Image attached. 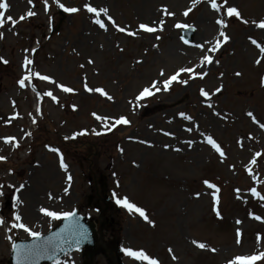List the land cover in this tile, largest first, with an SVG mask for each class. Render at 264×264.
Returning <instances> with one entry per match:
<instances>
[{
	"label": "rangeland",
	"instance_id": "1",
	"mask_svg": "<svg viewBox=\"0 0 264 264\" xmlns=\"http://www.w3.org/2000/svg\"><path fill=\"white\" fill-rule=\"evenodd\" d=\"M33 2L35 7L31 8L27 0H8L10 9L5 18L11 15L18 19L30 8L37 14L26 17L14 28L5 19L4 27L0 28L4 32L0 57L9 62H0V137L14 136L20 143L19 148L13 149L0 140V155L7 157L6 162H0V184L5 185L0 197V217L6 222L0 227V264L10 260L12 250L7 235L15 241L31 239L22 230L6 232L16 211L42 235L60 220L43 216L39 212L41 207L57 212L78 210L98 223V208L103 209L104 205L98 200L88 205V197L96 194L95 183L90 179L98 183L105 179L110 197L107 213L110 230L104 233V242L120 245L124 264H147L127 256L125 248L143 249L160 264H227L236 256L264 252V222L250 215L264 218V201L253 198L248 191L255 186L264 195V183L254 182L245 171L255 152L264 154V129L246 115L251 111L264 123V87L260 84L264 59L259 65L255 63L260 53L249 40L252 37L264 45V30L251 22L246 25L235 17L227 18L225 31L229 42L209 53L213 57L211 65L197 67L211 46L205 42L214 43L220 30L215 20L224 18L223 12L217 14L204 0L187 17L183 12L192 7L191 0H60L67 7H80L81 11L75 14L63 12L52 0L47 13L43 0ZM84 3L108 8L109 15L131 31H136L141 23L152 26V22L161 19L165 21L164 30L139 31L136 36H128L116 31L101 15L108 28L104 31L93 23L94 14L83 9ZM228 3L236 6L244 19L264 18V0H228ZM164 7L175 15H164L161 11ZM176 23L191 27L178 29L174 27ZM186 29L194 30V37L187 44L181 39ZM157 36L161 39L157 40ZM196 44H203L204 49L195 47ZM33 48L35 52L30 51ZM25 56L34 61L30 66L34 71L72 87L74 93H64L36 77L32 78L35 91L27 82L21 89L17 81L25 74L22 68ZM185 67L208 74L204 79L198 76L189 79L188 73H181L178 79L189 80L187 85L173 82L168 91L161 90L136 101L139 92L153 81H159L162 89L163 80ZM236 72L242 75L238 77ZM85 80L89 87L103 88L113 100L86 92ZM220 86L222 92L210 100L200 95L201 88L213 93ZM49 90L59 103L43 97L39 101L42 114L37 115L36 93ZM208 103L213 107L209 108ZM72 105L76 106L75 111ZM93 112L108 117L123 115L130 124L107 131L103 122L92 116ZM16 113L19 117L7 123ZM29 113L36 117L35 124ZM180 113L192 120L183 119ZM188 128L192 131H187ZM93 129L102 134H93ZM82 130L88 134L65 139ZM27 132L31 136H25ZM208 135L225 152L223 162L205 142ZM188 140L194 141L191 147L186 143ZM46 145L60 150L68 173L60 169L59 157ZM253 172L258 181H264V156L258 158ZM69 174L70 187L66 178ZM205 180L220 188L221 219L212 210L214 190L207 188ZM10 184L25 187L14 193L7 187ZM65 187H69L67 195ZM237 188L241 190L239 198L234 191ZM50 193L56 199H49ZM14 194L23 201L21 205H15ZM124 197L143 208L154 226L116 203ZM7 202L11 203L9 207H5ZM238 219L242 221L239 225ZM237 228L242 233L240 244L236 243ZM257 234L262 237L259 243ZM193 241L204 243L207 248L200 249ZM169 248L177 260H172ZM83 261L84 255L75 252L59 262ZM94 264H110V258L105 253L98 254ZM256 264H264V260Z\"/></svg>",
	"mask_w": 264,
	"mask_h": 264
},
{
	"label": "snow or ice",
	"instance_id": "2",
	"mask_svg": "<svg viewBox=\"0 0 264 264\" xmlns=\"http://www.w3.org/2000/svg\"><path fill=\"white\" fill-rule=\"evenodd\" d=\"M27 2L31 6V8L35 7L33 0H27ZM52 2L55 3L56 6L65 13L75 14V13H78L81 11L80 7H75V6L74 7H67L63 3H61L60 0H52ZM191 2H192V7H188L187 10H185L183 12V15L185 17H187L189 15V13L193 10V7L196 4L202 2V0H191ZM204 2H206L210 6V9L214 10L217 14H221L223 12L224 18H217L215 20V23L219 26L220 30L218 32L217 37L215 38L214 43H212L211 41L205 42V43L210 44L211 46L206 49L205 55H203V57L201 58L200 64L197 67H204L205 65H211L213 63V57L209 53H213V52L218 51L222 47V45L227 44L229 42L230 37L225 31V29L228 28L227 18L235 17L237 20H240L241 23L246 24V25L251 22L253 25H255L256 28L264 30V18H260L259 20H252V21L244 19L241 15V12L238 10V8L236 6L229 5L228 0H222V2H220V3H218L217 0H204ZM31 8L25 14L20 15L18 19H14L13 16H11V15H7V17L5 18V13L10 9V4L8 3V0H0V28L4 27L5 19L14 28L16 24L25 20L26 17H34L37 13L35 11L31 10ZM49 9H50L49 0H43V10L47 13L49 11ZM83 9L86 10L90 14H94L93 23L99 25V27L101 29H103L104 31H107L108 28L106 26V23L100 19L101 15H103L104 17L107 18V21L111 24V26L116 31L121 32V33H126L128 36H136L139 31H143L145 33H153V32L164 30L165 21L163 19H161L158 23L152 22V26H149L148 24H145V23H141V24H139L138 29L136 31H131L127 27L120 26L115 21V19L111 15H109V9L106 7L97 8V7L92 6L90 3H84ZM161 11L164 15L169 16V17L175 15L174 12L168 11V9L166 7L162 8ZM174 27H176L178 29H185V28H190L191 26L187 25V24L176 23L174 25ZM13 34H16V33L14 32ZM2 39H4V32L0 31V40H2ZM156 39L159 40V39H161V37L157 36ZM181 39L183 40V42L185 44L189 43V41L184 40L183 37H181ZM249 40L259 50L260 57L257 58L255 61V63L257 65H259L261 63V60L264 59V45L257 42V40L253 39L252 37H249ZM153 47H157V45H153ZM195 47L200 48V49H204L203 44H196ZM122 50L123 49H121V51ZM26 51H29V50H26ZM30 51L35 52L36 49L33 48ZM0 62H2L3 64L9 63L3 57H0ZM140 62L141 61H137V63H140ZM33 63H34L33 60H31L27 56H25L23 63H22V68L25 69V74L23 76H21V78L17 81V83L21 89L26 87V82H27L28 85L32 86L33 91H35V86L32 85V78L36 77L37 79H39L41 81H45V82H48L50 84H54L56 86V88L60 89L64 93H74L75 90L72 87L66 86V85L61 84V83H57L51 76L43 75L37 71H34L30 67L31 65H33ZM88 63L92 64L93 61L91 59H89ZM216 63H219V61H216ZM80 67L83 68L84 65H80ZM181 73H188L189 79L196 78L197 76L200 79H204L208 74L207 71L197 72L195 67L181 68L176 73L172 74L167 79L163 80V82H162L163 88L162 89H161V87L158 86L160 83L159 81H153L149 87L143 88L139 92L138 96L136 97V101H140L142 99L151 97V96L155 95V93H157L161 90L168 91L173 82H177V83H180L182 85H187L189 83V80L178 79V77L180 76ZM160 75L161 76L164 75L163 70H161ZM221 75H223V74H221ZM235 75L239 77L242 74L240 72H236ZM260 84L262 87H264V76H261ZM83 87H84V90L86 92L99 93L101 96L105 97L109 101L113 100V97L111 95H109L103 88L89 87L86 80H85ZM222 90H223V87L220 86V87H217L213 93H209L204 88H201L200 89V95L202 97H204L205 99L210 100L211 96L222 92ZM36 95H37V100H38V104H37V108H36L37 115L42 114L41 108L39 106V101L43 97H49L53 102L59 103L58 97L56 95H54L53 92L50 90L42 92V93L37 92ZM207 106L209 108L213 107V105L211 103H208ZM72 108H73V111L76 110L75 105H72ZM215 114L220 115L219 113H215ZM179 115L185 120H189V121L192 120V117L186 115L185 113H180ZM246 115L252 119L253 123L258 124L261 129H264V123H261L259 120H257V118L253 112L249 111L246 113ZM29 116H32V113H29ZM92 116L97 121L103 122V127L107 131H112L119 125L130 124V121L128 120V118L123 116V115H121L119 117H108V116H101V115H98L95 112H93ZM18 117H19V114L16 113L15 115H13L11 117L10 120L7 121V123H11L12 120L17 119ZM224 118H226V117H224ZM36 122H37L36 117L32 116V123L35 124ZM92 131H93V134H95V135H101L102 134L100 132H97L95 129H93ZM187 131L191 132L192 128H188ZM87 134H88L87 130H82V131L74 133L71 137H65V139H75L77 136H84ZM164 134L165 135H172L171 133H168V132H165ZM201 135H204V134L201 133ZM25 136H31V133L27 132V133H25ZM0 140H2L4 144L11 145L13 149L19 148V146H20L19 140H17V138L14 136L0 137ZM205 142L207 144H209L215 150L216 153L219 154L222 162L224 159H226V154L223 151L221 145L211 135H208L205 137ZM141 143H144V141H141ZM186 143L189 145V147H191V145L194 143V141L188 140V141H186ZM238 144L240 145L241 148L243 147L242 140L238 141ZM45 147H47L49 151L57 154V156L59 157L60 169H62L65 173H68V165L65 162L64 156L60 152V150L58 148L50 147L48 145H46ZM165 147H168V146L166 145ZM122 151H123V149H121V152ZM176 151H180V149H176ZM262 156H264V154H262L261 152H255L253 154V156L251 157V159L249 160L248 164L245 165V171L249 174V176L252 177L254 182L264 183V181H258L257 175H255L253 172L254 166L257 165L258 158H261ZM6 161H7V157L4 155H0V162H6ZM230 167L234 168V165H232ZM9 174L10 175L12 174L11 169H9ZM66 178L68 181V185L70 187L71 181H72V176L69 174V175H67ZM204 184L207 186L208 189L214 190L211 193L212 200H213V209L212 210L216 214L217 218L221 219L222 218L221 212L218 208V205L220 203V198L218 195V193L220 192V188L217 187L216 184H214L208 180H205ZM4 187H5V185L0 184V197H2L4 195V191H3ZM7 187L12 188L14 190V193H19V192H21V190L24 189L25 185L20 184L17 187L15 185L10 184ZM69 187L64 188L63 191H64L65 195H67L69 193ZM234 191L237 193V198H239V193L241 190L239 188H237ZM248 191L250 192V194L253 198H257L260 201H264V195H262L261 192L257 190V187L253 186ZM113 195H115V193ZM199 195H200L199 193L196 194L197 197H199ZM49 199H56V197H54L50 193ZM13 200L15 201L16 206H19L23 203V201L20 199V197L18 195H15V194L13 195ZM116 203L118 205H121L125 209H127L129 211V213L139 214V216L142 217L147 223L154 226V222L149 219L145 210L141 207H138L135 203L130 202L127 197H124L122 199H117ZM39 212L43 216L48 217L52 221L61 220V219L69 221V224L66 225L65 229H62L61 232L68 231L69 229H71L73 232H79V235L82 237L86 236V230H82V227L79 225V222L75 221L76 213L74 211H72V212H57V211L49 210L46 207H41L39 209ZM250 215H251V218H253L257 221L264 222V218H262L261 216L254 215V214H250ZM5 223H6L5 220L2 217H0V227H4ZM241 223H242V221H240L239 219L236 220L237 225H239ZM14 229L22 230L33 241L32 243H29V244L16 243L11 235L6 236V239H8L10 244H11V250L15 254L16 264H36L37 259L44 257V256H48L49 252L54 253L59 246L58 238L60 237L61 233H56L54 235H50L47 237L42 236L40 231L33 230V228L31 226H29L28 224H26L24 222L23 216L20 214L19 211H16L13 213V215L11 217V222L7 224L6 232L11 233ZM241 236H242V233H241L240 229L237 228V230H236V237H237L236 243L237 244L241 243ZM261 239H262L261 235L257 234V242L258 243L261 241ZM77 243H79V241H77ZM193 244H195L196 247H198L200 249H206L207 248V245L204 243L193 241ZM210 250L215 252V249H210ZM123 251L125 252V254L127 256H129L130 258H132L134 260L146 261L147 264H160V261L158 259L150 257L148 254H146V252L143 249L133 250L131 248H125V249H123ZM168 252H169V254H171L172 260L175 261L178 259V257L175 254H173V249L169 248ZM48 258H51V256H48ZM260 260H264V252H260L259 254H253V255H248V256H236L233 259L229 260L227 262V264H256V262L260 261ZM56 264H60V262L57 261Z\"/></svg>",
	"mask_w": 264,
	"mask_h": 264
},
{
	"label": "water",
	"instance_id": "3",
	"mask_svg": "<svg viewBox=\"0 0 264 264\" xmlns=\"http://www.w3.org/2000/svg\"><path fill=\"white\" fill-rule=\"evenodd\" d=\"M191 36L192 31H186L184 33V37L188 40H190ZM92 199L93 198L90 197V202L92 201ZM75 221L79 222V225L82 227V230H86V236L82 237L79 235V232H73L71 229H69L68 231L61 232V230L65 229V226L69 224V221L63 220L60 226H58L55 230H53L50 234L47 235L50 236L56 233H61L60 237L58 238V248L54 253H48V256H51V258H48V256L41 257L36 260V264H52L62 258L65 254L71 253L76 249L84 248L88 250V255L91 257V260L94 258V255L96 254L95 249L100 242L98 233L95 229V225L92 222H88L84 218L80 217L78 213H76ZM77 241H79V243H77ZM32 242L33 241L17 243L29 244ZM9 264H16V258L14 253L12 254V259ZM119 264H122L120 259Z\"/></svg>",
	"mask_w": 264,
	"mask_h": 264
},
{
	"label": "bare ground",
	"instance_id": "4",
	"mask_svg": "<svg viewBox=\"0 0 264 264\" xmlns=\"http://www.w3.org/2000/svg\"><path fill=\"white\" fill-rule=\"evenodd\" d=\"M134 142V141H133Z\"/></svg>",
	"mask_w": 264,
	"mask_h": 264
},
{
	"label": "flooded vegetation",
	"instance_id": "5",
	"mask_svg": "<svg viewBox=\"0 0 264 264\" xmlns=\"http://www.w3.org/2000/svg\"><path fill=\"white\" fill-rule=\"evenodd\" d=\"M99 195V194H98Z\"/></svg>",
	"mask_w": 264,
	"mask_h": 264
}]
</instances>
